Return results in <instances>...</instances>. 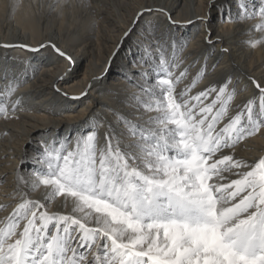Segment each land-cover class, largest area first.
Instances as JSON below:
<instances>
[{"label":"snow or ice","instance_id":"snow-or-ice-1","mask_svg":"<svg viewBox=\"0 0 264 264\" xmlns=\"http://www.w3.org/2000/svg\"><path fill=\"white\" fill-rule=\"evenodd\" d=\"M206 7L180 19L162 6L136 12L124 40L145 16L163 15L165 26L149 21L134 41L132 67L141 68L134 110L114 113L115 125L89 116L87 129L42 138L34 155L25 152L13 172L18 202L0 204V211L11 209L0 219V264H264V155L247 161L235 154L241 142L264 134V75L245 74L243 90L255 95L238 110H231L240 84L233 74L192 94L207 69L218 67L208 63L213 50L231 54L224 36L214 34L213 9L223 23L257 20L249 31L260 35L246 42L255 49L264 47V0L258 10L250 0H208ZM196 24L208 48L203 67L185 84L190 65L179 55L189 43L183 29ZM3 47L50 48L67 62L59 81L75 69L76 59L51 41ZM103 78L93 76L71 98L87 97ZM18 86L9 85L4 96ZM22 111L20 99L10 106L0 100V118L18 120Z\"/></svg>","mask_w":264,"mask_h":264},{"label":"bare ground","instance_id":"bare-ground-1","mask_svg":"<svg viewBox=\"0 0 264 264\" xmlns=\"http://www.w3.org/2000/svg\"><path fill=\"white\" fill-rule=\"evenodd\" d=\"M228 2L230 0H217V3ZM55 3L56 0H0V100L10 106L11 102L20 99L25 109L19 112L21 118L18 120L0 118V204L3 205L14 207L18 202L12 195L13 172L25 152L31 156L38 150L34 141L53 135L63 138L87 129L89 125L85 121L89 116H99L115 125L114 113L127 114L134 110L132 97L140 92L135 84L139 79L136 73L141 70L132 67L137 58L134 41L149 21L165 26L163 15L145 16L136 28V34L124 40L123 33L131 26L136 12L145 5L162 6L170 10L174 18H187L205 13L208 0H68L59 8L50 7ZM261 3L262 0H250V7L255 4L258 10ZM233 9L235 11V4ZM255 23L257 20L251 19L223 23L213 9L211 26L214 34L224 36L231 54L221 55L218 49L213 50L208 63L218 62V67L207 69L192 94L216 85L227 73L240 81L231 110H238L236 105L242 106L254 97V90L243 89L246 73L256 77L264 75V47L252 49L246 43L260 35L254 30L249 31ZM183 32L189 43L179 55L184 66L190 65L187 84L203 67L201 53L208 46L203 43L201 25L188 26ZM49 41L76 59L75 69L66 82L57 77L67 67V62L57 58L50 48L32 53L26 48L3 47L4 44H26L35 48ZM4 69H7V78ZM125 75L132 82L124 79ZM93 76L104 78L93 82L87 97L72 99L85 89ZM16 83L19 86L14 94L5 97L3 90ZM56 87L68 96L57 92ZM258 105L257 98L254 100L257 110ZM104 131L105 128L99 129L101 137ZM5 152L14 154L15 159L5 160ZM235 154L247 161L264 155V134L258 133L241 142ZM10 210L0 211V219Z\"/></svg>","mask_w":264,"mask_h":264},{"label":"rangeland","instance_id":"rangeland-1","mask_svg":"<svg viewBox=\"0 0 264 264\" xmlns=\"http://www.w3.org/2000/svg\"><path fill=\"white\" fill-rule=\"evenodd\" d=\"M37 142H38V140L37 141H34V144L37 145Z\"/></svg>","mask_w":264,"mask_h":264}]
</instances>
